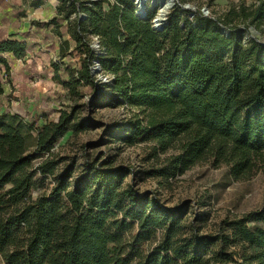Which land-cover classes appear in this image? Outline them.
Segmentation results:
<instances>
[{
    "label": "trees",
    "instance_id": "1",
    "mask_svg": "<svg viewBox=\"0 0 264 264\" xmlns=\"http://www.w3.org/2000/svg\"><path fill=\"white\" fill-rule=\"evenodd\" d=\"M185 9L175 7L157 29L152 11L139 12L135 0H58L55 16L33 23L58 46L55 82L77 97L90 86V106L127 105L107 133L172 151L149 173L174 176L208 163L248 179L264 164V36L244 34L253 25L264 35V0L218 17ZM30 47L28 38L0 36L3 264H264V204L204 233L206 212L139 190L126 180L134 174L128 166L95 159L72 180L70 167L59 172L53 149L68 130L88 129L78 115L88 101L62 109L57 120L3 105L8 54L22 58ZM49 176L52 187L36 194Z\"/></svg>",
    "mask_w": 264,
    "mask_h": 264
},
{
    "label": "rangeland",
    "instance_id": "2",
    "mask_svg": "<svg viewBox=\"0 0 264 264\" xmlns=\"http://www.w3.org/2000/svg\"><path fill=\"white\" fill-rule=\"evenodd\" d=\"M164 0H146L147 12L152 11L153 17L158 14L159 6ZM166 17L175 7L188 5L192 9L191 16L197 12L205 16L218 17L239 8L241 4L249 6L257 0H172ZM175 2V3H174ZM30 0H0V26L9 34H23L30 25L29 16H33L29 8ZM39 17L45 18V5L35 8ZM25 12L24 14H22ZM42 12V13H41ZM4 21V23L2 22ZM240 22L239 26L244 27ZM244 36H264L260 30L250 25ZM47 38V46L32 54L27 61L20 63L13 77L3 85L2 104L20 112L36 111L46 114V119L57 120L62 109H70L72 105H88L78 108L80 117H87V130L74 133L68 130L59 138L53 152L60 163L58 171L66 167L72 171L71 180L79 175L85 164L97 160L99 163L107 160L114 166H128L134 174H128L127 181H133L139 190L156 193L167 205L176 206L189 203L195 211L206 212L207 219L201 224L202 232L218 233L223 229V221L236 219L249 211L259 209L264 204V164L260 165L248 179L237 180L233 177L228 166L213 167L208 163L198 164L183 173L174 176L151 174L149 171L161 168L166 163L165 158L172 154L155 152L153 141H142L132 145L124 144L121 140L107 133V127L115 121L122 120L129 112L126 104L117 106H90V86L83 85V96L70 95L68 89L53 79L54 66L58 60L57 48L49 47L53 38ZM49 44V45H48ZM77 58H73L75 61ZM73 61V62H74ZM77 63V62H76ZM96 72L98 79L104 80ZM107 74L106 79H109ZM44 117L38 121L43 122ZM53 177L49 176L43 188L35 190L40 193L49 190L53 185ZM155 245V242L151 244ZM0 264L3 261L0 257Z\"/></svg>",
    "mask_w": 264,
    "mask_h": 264
},
{
    "label": "crops",
    "instance_id": "3",
    "mask_svg": "<svg viewBox=\"0 0 264 264\" xmlns=\"http://www.w3.org/2000/svg\"><path fill=\"white\" fill-rule=\"evenodd\" d=\"M57 4H58V0H30L29 8H30V10H32V13H33V16H29L30 25L26 30H23L24 31L23 34L19 33V35H18L19 37H23L24 39L28 38V40L31 44V47L29 48V50L27 51L25 56L22 57L24 59V61H27L28 58L34 53L39 54L38 52L43 50L42 46H47L48 40L44 36L49 34L50 32L47 29L35 27L33 22L37 21V20L38 21H47L50 18H52L53 16H55ZM42 5H45L46 8L49 9L48 11L46 10V12L44 14V15H46L45 18L39 17L37 15V11L35 9L36 7H39ZM24 13L25 12H23L22 14H24ZM2 22L4 23V21H2ZM1 35L8 36L9 32L4 30V28L0 26V36ZM49 39H51V38H49ZM32 47H33V49H32ZM49 47H51V45ZM56 48L58 49V46ZM8 56H9V60L11 62V77H13V73H15V70L18 71V69H16V68L20 65V63H24V61L20 62L18 60L19 58H15L12 54H8ZM38 56L42 57L41 54H39Z\"/></svg>",
    "mask_w": 264,
    "mask_h": 264
},
{
    "label": "water",
    "instance_id": "4",
    "mask_svg": "<svg viewBox=\"0 0 264 264\" xmlns=\"http://www.w3.org/2000/svg\"><path fill=\"white\" fill-rule=\"evenodd\" d=\"M145 1V0H144ZM144 1H140L139 2V0H135V2L138 4V6H139V8H140V11L139 12H143V8H144V6H145V4H144ZM139 2V3H138ZM162 4V3H161ZM184 8H188V9H192L191 7H189L188 5H184L183 6ZM159 13L156 15V17H154L153 18V20H152V22H153V25H154V27L155 28H157V29H162L163 27H164V24L166 23V19H167V17H166V15L164 14L163 15V17L161 18V19H159ZM100 69H101V67H100V63L99 62H96V64H95V67H94V71L95 72H100ZM99 75H101L102 77L104 76L103 74H99ZM104 80H107L106 79V76H104Z\"/></svg>",
    "mask_w": 264,
    "mask_h": 264
},
{
    "label": "bare ground",
    "instance_id": "5",
    "mask_svg": "<svg viewBox=\"0 0 264 264\" xmlns=\"http://www.w3.org/2000/svg\"><path fill=\"white\" fill-rule=\"evenodd\" d=\"M140 1H144V0H139V2ZM145 2H146V0L144 1V4L146 5ZM172 4H173V1L172 0H164L162 2V4L159 6V10H158V13H159V16L158 17H159V19H161L164 14L165 15L167 14V11L171 7Z\"/></svg>",
    "mask_w": 264,
    "mask_h": 264
},
{
    "label": "built area",
    "instance_id": "6",
    "mask_svg": "<svg viewBox=\"0 0 264 264\" xmlns=\"http://www.w3.org/2000/svg\"><path fill=\"white\" fill-rule=\"evenodd\" d=\"M174 3H175V2H174ZM93 45H94L95 48L99 49V44H98V41H97V37L94 38V43H93ZM18 60H19L20 62H23V61H24L23 58H19ZM94 67H95V66H94ZM0 76H1V75H0ZM2 77H3V74H2ZM3 80H4V82H5V80H7V77H4ZM4 82H3V83H4ZM6 82H7V81H6Z\"/></svg>",
    "mask_w": 264,
    "mask_h": 264
}]
</instances>
